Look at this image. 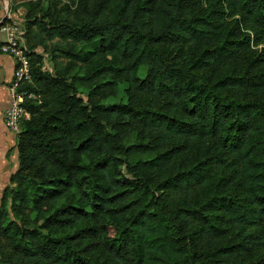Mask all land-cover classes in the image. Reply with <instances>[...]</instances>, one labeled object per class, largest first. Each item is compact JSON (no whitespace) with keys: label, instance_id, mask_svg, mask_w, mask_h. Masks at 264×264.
Wrapping results in <instances>:
<instances>
[{"label":"trees","instance_id":"1","mask_svg":"<svg viewBox=\"0 0 264 264\" xmlns=\"http://www.w3.org/2000/svg\"><path fill=\"white\" fill-rule=\"evenodd\" d=\"M42 2L0 264H264V0Z\"/></svg>","mask_w":264,"mask_h":264},{"label":"built area","instance_id":"2","mask_svg":"<svg viewBox=\"0 0 264 264\" xmlns=\"http://www.w3.org/2000/svg\"><path fill=\"white\" fill-rule=\"evenodd\" d=\"M1 31L5 33V39L0 45V50L13 56L16 63L14 80L10 86V104L5 112V124L11 132L18 134L21 131V122L31 117L25 102L27 98L35 97L33 92L25 88V85L32 81L31 51L24 42L19 23L2 24Z\"/></svg>","mask_w":264,"mask_h":264},{"label":"rangeland","instance_id":"3","mask_svg":"<svg viewBox=\"0 0 264 264\" xmlns=\"http://www.w3.org/2000/svg\"><path fill=\"white\" fill-rule=\"evenodd\" d=\"M7 2L8 3H6L5 5L6 9L5 8H4L5 10L2 9L3 13L5 11V17L2 19V21L6 19L8 22L19 23L23 31V38H24V42L27 48L33 53L42 54L43 68L55 74L58 69V65L56 64V62L65 63L68 60L66 57L62 56L60 50L55 49L57 46V43L61 42L60 39L58 38L44 39L43 36H46L44 33H40L36 27L35 29L30 28L29 24H27L26 15L30 8L28 4L30 2L31 3L38 2V0H7ZM63 2H66V0H63ZM41 4L42 6L47 5L46 1L45 2L43 1L42 3H40V5ZM34 12H36L38 16H40V10L39 12L34 10ZM0 31H1V28H0ZM1 32H0V36L3 37V33ZM141 71H142V74H144L146 71V68L143 67ZM124 88H125V84H121L117 95L101 96L100 100H102L103 103L123 101L125 100ZM79 90L84 97H87L88 88L79 86ZM2 187H3V184L0 185V204H1V196L4 191V190L3 191L1 190Z\"/></svg>","mask_w":264,"mask_h":264},{"label":"crops","instance_id":"4","mask_svg":"<svg viewBox=\"0 0 264 264\" xmlns=\"http://www.w3.org/2000/svg\"><path fill=\"white\" fill-rule=\"evenodd\" d=\"M6 3H8L7 0H0V22L5 17V11L3 13L2 9H6ZM4 39L5 33L3 37L0 36V43ZM15 64L13 56L0 50V185L3 184L2 191L19 165L16 148L17 135L11 132L5 124V112L10 104V86L14 80Z\"/></svg>","mask_w":264,"mask_h":264}]
</instances>
